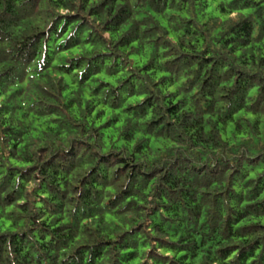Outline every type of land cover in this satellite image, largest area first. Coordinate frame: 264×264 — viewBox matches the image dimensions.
<instances>
[{"label":"trees","instance_id":"trees-1","mask_svg":"<svg viewBox=\"0 0 264 264\" xmlns=\"http://www.w3.org/2000/svg\"><path fill=\"white\" fill-rule=\"evenodd\" d=\"M213 3L0 0V219L16 229L0 232V264H264V0ZM237 8L254 12L214 15ZM161 71L170 75L154 79ZM100 74L120 78L117 87ZM180 75L190 79L162 91ZM100 104L121 112L97 127ZM141 129L186 147L140 159L153 151L148 139L129 149ZM241 132L249 139L232 144Z\"/></svg>","mask_w":264,"mask_h":264},{"label":"clouds","instance_id":"clouds-1","mask_svg":"<svg viewBox=\"0 0 264 264\" xmlns=\"http://www.w3.org/2000/svg\"><path fill=\"white\" fill-rule=\"evenodd\" d=\"M220 2H221V0H215V3L212 4V8H215L216 4H217V3H220ZM228 2H229V0H225V6H226V7H227V3H228ZM59 11H60L61 13H66V12L68 11V9L61 7V8L59 9ZM252 12H254V9H251V8H237V9H235V10H229V11H227V12H225V13H221V12H219V11H216V12H214V15L217 16V17H219V20H220L221 22H225V21H230V20H238V19L240 18V15H241V14H243V16H248V15H249L250 13H252ZM182 15H187V13H182ZM61 26H62V25H61ZM71 34H72V28H69L68 32L65 33L64 36H62V37L57 41V43H58V44H62V43H64V40L66 39V37H67V36H70ZM253 35L255 36L256 33L254 32ZM170 38H171L173 41H176V34H175V33H171V34H170ZM84 47L90 49L92 46H91V45H85ZM217 47H218V46H217ZM4 50H5V52H8V53L11 52V49H10V47L7 46V42H6V41H5V47H4ZM80 52H81V49H80V48H75V49L72 50V53H69V52H62L61 55H62V56H68V55H70V54H79ZM169 58H171V57H169ZM133 59H136V58L133 57ZM161 63H162V61H161ZM36 66H38V64H37ZM77 71H78L79 73L83 74V72H84V68L77 69ZM28 73H29V78H32V77H31L32 68H29V69H28ZM100 75H101V78H102V79L110 81L113 87H117V85H118V80H119L120 78H122L124 74L122 73L120 78L109 77V76H105V75H103V74H100ZM168 75H170V73H168V72H164V71H161V72H159V73L154 77V79L159 80L160 77H162V76H168ZM189 79H190V77L187 76V75H180L179 79L176 81L175 84H172L171 86H168V87L163 88L162 91L165 92V93H168V92H176L177 89H178L181 85H184L185 82H186L187 80H189ZM24 83H25V84H28V80L26 79ZM227 86H228V87H231V84L229 83V84H227ZM15 87H19V85H15ZM224 87H225V84L222 83V84H221V88H224ZM254 92H255V89L252 90V93H250V95L254 94ZM192 94H198V88H193V89L191 90V93H188V96L191 97ZM181 95H184V93H181ZM220 95H224V93L218 90L217 98H219ZM7 96H8V93L0 94V106H2V105L6 102V100H7ZM90 98H91V97H88L87 94H86V99H90ZM144 99H145V95H144V94H140V95L132 96V97H130V98L126 101V103H125L124 106L126 107L127 104H133V105H135V104H137L138 102L143 101ZM189 103H191V99H189ZM220 105H224V106H226V101H223V100L219 101L218 106H220ZM25 108H27V102H25ZM100 108H103L106 114H105V116H104L103 118H101L100 120L96 121V126H97V127H98L100 124H103L107 119H109V117L112 116V115L114 114V111H115V112H121V109H115V110H113V109L110 108L107 104H100L99 107L97 108V111H98ZM188 110H191V109H188ZM242 114H243V115H246V116L248 117V119L251 120V121H254V120L256 119V117H255V116L253 115V113H251V112L242 113ZM8 115H10V113H5V119L7 118ZM150 115H151V113H150ZM238 115H240V114H238ZM92 116L95 117V112L92 113ZM149 118H150V116H149ZM78 119H80V117H78ZM88 123H89V125H91V124H92V120L89 119V120H88ZM123 123H124V121H123V119H122V120H121V126H123ZM140 123L143 124V121H140ZM177 131H181V130L178 129ZM207 131H208V129H205V132H206V133H207ZM261 131H262V133H264V123H262V125H261ZM77 134H78V133H77ZM37 135H39V133H36V132H30V133H29V137H28L27 139H31L32 137H35V136H37ZM249 135H250V134H248V133L241 132V133H239V135L237 136V138H236L235 140L231 141V143H232V144H238L241 140H247V139H249ZM27 139L25 140V143H27ZM61 139H64V140H65V143H66V136H62ZM139 139H148V140H150L151 143H152V149H153V151H152L151 155H147V156L142 155V156H140V159H145V158H146V159H148L149 161H152V160H156V159L161 158L162 156H164L165 152H166L168 149H173V150H174V149H178V148H179V149H184V148L186 147V144H185V143H180V142H178L176 139L154 140V139L151 138V137H147L146 134H145V133L143 132V130L141 129V131L138 132V133L136 134V138H135L133 141H131V143L128 145L129 149H131L132 147H134V146L136 145L137 140H139ZM124 143H125V142H123V141H119V142L117 143V147L123 145ZM21 148H23V145H21ZM156 149H159V150L157 151ZM65 151H67V148H65ZM215 151H219V149H216ZM205 158H206V157H205ZM7 163H11L12 165H20V166L25 167V168L29 166L28 164L23 163L22 161L17 160V159H9L8 161H6V164H7ZM89 168H90V165H89V164H85V165L83 166V170H81V169H77V171H83L84 174H86V173H87V170H88ZM74 175H75V173H73V176H74ZM256 176H257V173H256V172H252V173L250 174V177H249V178H253V179H254ZM69 179H72V177H69ZM19 182H20V177H19V175H17V176L14 178V186H15V184H17V183H19ZM35 183H38V181H36V182H29V183L27 184V186H26L27 189H28L29 191H31V190L35 187ZM236 190H237V191H240V188H237ZM106 191H107L108 193H113V194H114L115 191H116V189H114L113 187L109 186V187L106 189ZM40 195L46 197L48 194H47L46 192H42V193H40ZM106 199H107V197H106ZM25 202H26L25 199H24V198H21V199L17 200L16 204H24ZM139 203L143 204L144 202L141 200V201H139ZM36 207H37V208H41V207H43V205H42L41 203L37 202V203H36ZM14 208H16V205H15V204H14V205H11L9 210L14 209ZM160 212H161V213H164V209L161 208V209H160ZM166 214H167V213H165V215H166ZM108 219H116V217L109 216ZM65 222H67V221H65ZM116 222L119 223L120 221L117 219ZM261 222L264 223V220H262ZM0 224L3 225L2 227H0V232H3V231H5V230H9V229H10L11 231H16L15 228H12V221H11V220L4 221V220L0 219ZM124 227H125V228H128V227H131V225H124ZM153 235H156V233L153 232ZM113 238H114V237H113ZM49 239H50V237H49ZM169 239L178 240L179 237H178V236H177V237H171V236H170ZM76 240L79 241V242H83L81 236H79V235L76 237ZM233 243H237V244H238V243H240V240H234ZM150 247H151V245H148L147 247H145L144 249H142V251H148V250L150 249ZM157 250H158L159 252H161V253H164L165 255H168V256H172V255H174V253L171 252L170 250L165 249V248H160L159 246L157 247ZM64 251L67 252L68 250L65 249ZM238 251H239V249L233 251L232 254H231V256H229L227 259H228V260H232L234 257L237 256ZM257 254H259V250H257ZM61 258L64 259L65 257L62 256ZM249 264H251V261H249Z\"/></svg>","mask_w":264,"mask_h":264}]
</instances>
